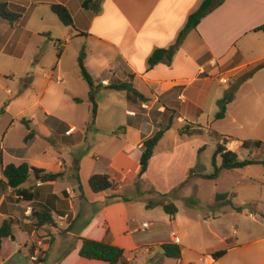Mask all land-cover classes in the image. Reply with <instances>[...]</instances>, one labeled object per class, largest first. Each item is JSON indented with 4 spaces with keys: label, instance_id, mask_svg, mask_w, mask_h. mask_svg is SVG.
Returning <instances> with one entry per match:
<instances>
[{
    "label": "crops",
    "instance_id": "1",
    "mask_svg": "<svg viewBox=\"0 0 264 264\" xmlns=\"http://www.w3.org/2000/svg\"><path fill=\"white\" fill-rule=\"evenodd\" d=\"M7 1L25 8L23 17L15 27L22 29L26 35L45 34L43 24L50 19L51 12L53 13L51 4L65 6L72 14L75 28H72V35L68 34L67 41L59 40L60 46L64 48L68 41L77 40L80 45L79 53L85 48V64L91 71V66L93 68L98 59L103 61L98 69L100 73L93 75L103 83L96 98L100 95L113 98L116 95L124 102L125 108V122L119 127L99 124L103 106L98 98L96 119L93 124L82 129L74 125L67 127L61 119L53 118L52 133L62 145L57 158L43 159L39 163H31L27 159L30 148L35 144L36 135L22 158L11 155L9 150L25 146L11 148L0 144V152L5 159L10 158L15 163L26 161L30 166L45 169L48 173H63L61 179L46 183L31 176L22 188L30 189L35 195V201H26L19 199L13 189L6 186L0 163V225L5 219L12 218L17 221L13 238L7 239L16 241L15 231L20 229L29 239L24 245L25 248L29 250L33 241L36 242L32 258L38 257L43 251L46 252V249L59 242V239H73L75 247L67 255L70 260L67 264H107L104 261L80 257L83 239L122 248L125 251V264H145V257L153 259L155 247H160V252L156 251L158 258L150 264H223V259L238 248L233 243V237H223L221 242L224 247L210 251L207 257L213 259L214 262L211 263L198 251V246L187 241L189 232L184 227L185 220L181 230L183 237L174 230L181 227L182 223L179 207L176 215H169L164 210L167 200L171 198L163 196H170L173 190L187 179V176L184 180L182 176L174 182L170 179V167L180 164L178 160L183 156L182 145L159 152L160 141L147 171L139 178L143 143L152 137L155 126L147 123L148 126L135 118V113L131 110L139 105L129 99L127 92L109 90L106 86L114 76L116 80L132 83L149 99L148 102L151 98L158 101L162 96L171 97L173 90H179L178 95L183 97V92L189 93L196 83L210 82L212 79L203 74L211 67H214L212 71H208L211 74H220L223 68L227 69L228 73L238 74L252 64L264 63V31H255L264 25V0H225L187 35L170 63L161 62L150 70L148 60L154 51L169 48L176 43L189 16L204 0H94L98 2V10L85 8L83 4L86 0ZM63 56L64 51H61L58 66L54 67L58 82H63L65 75L61 67ZM112 71L116 72L115 75ZM120 72L123 79L117 77ZM107 74L112 77L108 76V79L104 80L103 77ZM257 77L253 75L243 81L236 91L253 83L252 94L259 97L264 90V81ZM90 90L91 88L86 90L84 95L78 96L79 93L69 84L64 92L75 102L79 99L80 102L77 103L82 104L86 100L90 102ZM146 103L141 104L146 106ZM11 104L9 101L2 102L0 112L3 113L0 115L6 114ZM164 108L166 109V106ZM44 111L48 112L49 121L52 113L48 109ZM123 126L125 130H120ZM6 134L2 135V143L5 142ZM81 140L87 147L77 155L76 150ZM227 146L230 149L231 142ZM199 150L198 158L201 154ZM46 154L47 152L43 151V155ZM194 165H189V169ZM95 174L109 175L114 187L101 193L92 192L89 181ZM157 181L162 184L161 188ZM50 195L58 198L51 200L52 203L48 206L53 213L54 225L28 233L24 226L30 222L33 203L46 201ZM221 201L223 203L220 205L231 204L228 194ZM196 204L194 200H190L186 207L194 211L198 208ZM206 221L211 220L207 218ZM144 223H148L147 228H142ZM163 226L171 228L169 234L162 230ZM234 234L238 232L234 231ZM47 236L50 239L48 244ZM175 236L180 239L178 245L182 249L181 259L166 258L161 248L165 243L174 244ZM7 239L3 240V245ZM220 250H226L227 253L215 261L212 254Z\"/></svg>",
    "mask_w": 264,
    "mask_h": 264
},
{
    "label": "rangeland",
    "instance_id": "2",
    "mask_svg": "<svg viewBox=\"0 0 264 264\" xmlns=\"http://www.w3.org/2000/svg\"><path fill=\"white\" fill-rule=\"evenodd\" d=\"M0 2L9 3L7 0ZM43 27L46 29L43 35H26L22 29H16L6 19L0 18V104L4 101L12 103L7 113L0 115V144L11 148L25 146L29 130L21 121H30L31 129L36 134L35 144L27 156L31 163L57 158L62 148L52 133L53 118L61 119L67 127L74 125L79 129L93 124L91 103L86 100L78 104L64 92L69 84L79 93L78 96L90 89L78 66L79 42L70 40L64 48L59 46V40L67 41L73 29L63 25L52 12ZM59 49L64 51L61 64L65 72L63 82L57 81L58 76L54 70L58 66ZM102 63L98 59L93 68L91 66L94 72L88 69L92 76L100 73L98 69ZM208 71L203 76L212 80L196 83L189 93L183 92V97L178 95L179 90H173L171 97L162 96L158 101L151 98L146 106L138 103L139 107L131 111L142 123L155 126L153 135L172 118L174 126L165 133L158 151L182 145L183 156L178 160L180 164L170 167V179L172 182L182 176L183 180L185 176L187 179L170 196H163L176 200L174 203L171 199L167 200V204L173 203L180 209L181 227L174 228L179 232L178 235L183 237L181 230L185 220L184 227L189 232L187 241L198 246L203 257L210 255L212 249L224 247L221 242L223 237H233V243L238 248L223 259V264H264V164H254L239 170H222L220 178L214 181L200 178L201 175L214 172L212 158L217 145L224 138H229L232 144L230 150L236 152L241 160L254 158L264 161V150L248 151L241 147L247 140H264V90L256 97L251 91L253 83L244 86L236 91L235 101L228 106L226 117L216 119L220 111L219 101L230 90L236 89L242 78L252 74L264 81V63L252 64L238 74L228 73L224 68L220 74ZM108 76L112 77L107 74L104 80ZM117 77L124 78L121 72ZM97 98L103 106L99 124L111 127L123 125L124 102L116 95L113 98L103 95ZM164 106H168L169 110L166 111ZM44 109L52 113L49 121V114ZM181 129L183 135L179 132ZM4 133L7 134L2 143ZM78 144L77 155L87 147L83 140ZM203 146L198 158V150ZM43 151L47 154L43 155ZM191 164H195L193 170L189 169ZM157 183L161 188L162 184L159 181ZM219 194H228L231 204L220 205L226 200L222 202L221 198H217ZM190 200L197 203L198 208L194 211L186 207ZM33 206L36 208L35 203ZM207 218L211 221H206ZM162 230L169 234L171 228L163 226ZM234 231L238 234H234ZM15 235L16 241H5L0 264H67L70 261L67 255L75 247L73 239H59V242L51 244L52 247L33 260L35 243L28 250L24 247L29 241L28 236L18 228ZM46 243H50L49 237ZM154 250L153 259L145 257V264L157 260L156 251L159 253L160 247Z\"/></svg>",
    "mask_w": 264,
    "mask_h": 264
},
{
    "label": "trees",
    "instance_id": "3",
    "mask_svg": "<svg viewBox=\"0 0 264 264\" xmlns=\"http://www.w3.org/2000/svg\"><path fill=\"white\" fill-rule=\"evenodd\" d=\"M225 0H204L201 6L192 13L188 21L183 28V30L179 33L176 43L169 48H161L156 49L154 53L148 60V69H152L157 64L161 62L170 63L173 60V57L176 51L179 49L182 42L185 40L187 35L195 30L201 21L207 17L215 8L219 7L224 3ZM83 6L87 9L94 8L98 10V2L94 0H86ZM51 10L58 17L63 25L66 27H74V20L70 11L61 4H51ZM25 13V8L21 6H17L14 4H9L7 2H0V18L6 19L12 26H16L18 22L21 20ZM255 31H264V25L255 29ZM60 46V45H59ZM61 48V47H60ZM61 55V49H59L58 58ZM86 51L83 48L78 56V66L80 73L83 79L88 83L91 90L89 93V100L91 103V112H92V120L94 121L98 112V103H97V93L100 87H103V83L96 80L89 70L86 67ZM115 71H112V74L115 75ZM252 74L246 75L241 81L238 83L236 89L230 90V92L219 101L220 111L216 114V119L221 120L224 119L227 112V107L230 103H232L235 99V94L237 88L241 85V83L248 78H250ZM106 89L113 91H125L128 93V97L131 101L137 103H146L149 101L143 94H141L132 83L128 81H121L111 79L110 83L106 86ZM80 102L79 99L76 100ZM166 111L169 110L168 106H166ZM3 113L0 112V114ZM165 112H162V114ZM23 124H25L29 130L28 135L25 138V147L19 149H11L9 153L11 155H17L18 157H24L27 151V148L32 144L35 140V132L31 129V122L28 120H22ZM174 124L172 122V118L162 129L158 130L152 137L148 138L143 143V152L140 160V172L139 178L143 176V174L147 171L151 158L154 155L155 148L159 144V142L164 137L165 133L173 128ZM120 130H125V127H121ZM180 134L183 135L184 131L181 129ZM229 138H224V141L220 142L217 145L215 153L212 158V163L214 166V172L212 174L201 175L200 177L207 180H215L218 179L221 175L222 170H239L245 167L254 165V164H264V161H260L259 159H245L241 160L239 155L228 149L227 145L229 143ZM205 146L200 148L199 154L203 151ZM242 149L244 150H256L261 151L264 150V140H247L241 144ZM221 159V164L218 165V159ZM6 159H8L6 161ZM4 158L2 152H0V163L2 166V174L5 179L6 186L13 189L14 193L19 197V199H23L26 201H35V195L31 192L30 189H23L22 186L34 176L36 180L46 183L57 181L62 178L63 173H48L45 169H41L38 167L30 166L26 161H22L20 163L13 162L10 158ZM193 170V169H192ZM90 188L94 193H101L107 190H110L114 187L111 177L107 174H95L90 178L89 181ZM80 190L82 187L79 185ZM165 196V195H164ZM227 194H219L217 198L225 199ZM58 199L57 196L50 195L48 200H43L41 202L36 203V208H33L32 214L30 215V222L26 224L25 230L28 233H32V231L47 226L54 225L53 213L49 205H51L52 201ZM164 210L169 215H176L178 213V208L175 204H167L164 206ZM17 224V221L14 219H5L0 225V256L3 247V240L7 238L13 237L14 226ZM36 237V236H35ZM34 237V238H35ZM36 246V242L33 241ZM164 256L169 259H181L182 258V249L179 245L173 243H165L161 246ZM227 253L226 250L216 251L212 254L215 261L222 258ZM79 255L82 258L89 260H99L104 261L107 264H125L124 255L125 251L114 245H110L104 242H98L90 239H83L82 247L79 251Z\"/></svg>",
    "mask_w": 264,
    "mask_h": 264
},
{
    "label": "built area",
    "instance_id": "4",
    "mask_svg": "<svg viewBox=\"0 0 264 264\" xmlns=\"http://www.w3.org/2000/svg\"><path fill=\"white\" fill-rule=\"evenodd\" d=\"M69 133H70V132H69ZM147 227H148V223H144L143 226H142V228H147ZM179 243H180V239H179V237L175 236V237H174V244L178 245ZM32 259H33V260H36L37 257H33ZM206 260L211 261V260H213V259H212L211 257H207ZM207 263H208V262H207Z\"/></svg>",
    "mask_w": 264,
    "mask_h": 264
}]
</instances>
